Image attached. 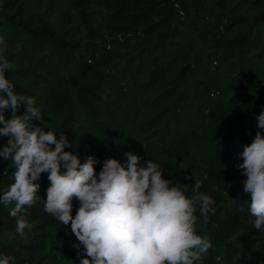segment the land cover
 I'll return each instance as SVG.
<instances>
[{"label":"trees","instance_id":"trees-1","mask_svg":"<svg viewBox=\"0 0 264 264\" xmlns=\"http://www.w3.org/2000/svg\"><path fill=\"white\" fill-rule=\"evenodd\" d=\"M0 37V56L12 64L6 78L36 99L44 119L34 124L73 142L65 151L81 162L95 156L97 173L131 151L141 165L159 163L165 179L203 181L215 211L207 223L197 211L196 232L212 247L196 264H264V232L252 226L236 167L237 154L264 133L256 119L264 110V0H0ZM6 142L0 136V148ZM13 171L0 157V196ZM47 175L37 181L42 199L23 214V236L9 214L14 204H0V255L80 264L70 224L44 211ZM236 232L244 235L232 242Z\"/></svg>","mask_w":264,"mask_h":264},{"label":"clouds","instance_id":"clouds-1","mask_svg":"<svg viewBox=\"0 0 264 264\" xmlns=\"http://www.w3.org/2000/svg\"><path fill=\"white\" fill-rule=\"evenodd\" d=\"M0 46H6L0 37ZM12 64L0 56V136L7 142L0 157L11 162L14 182L0 196V204H14L10 216L16 219V231L23 236L29 223L27 209L40 198L37 193L41 175L47 173L44 211L61 225L71 226L79 244L73 245L83 255L80 264H196L212 247L209 239L197 235V211L204 223L214 213L215 200L201 192L203 181L190 186L165 179L161 165L126 152V162L115 158L103 162L99 173L98 159L89 155L84 162L65 133L57 136L34 124L43 120L36 99L15 90L6 78ZM23 114H17L21 106ZM11 109L12 118L5 112ZM257 128L264 130V110ZM54 146V148L52 147ZM236 167L246 176L245 194L250 195L248 213L254 217V229L264 232V133L257 131L251 144L244 146ZM225 167V165H224ZM63 169V171H62ZM191 180V177H186ZM206 179V177H205ZM191 190V195L187 193ZM79 201L72 215L73 199ZM235 203L236 200H233ZM243 211V204L239 206ZM236 232L231 241H239ZM78 255L81 253L78 251ZM12 255H0V264H15Z\"/></svg>","mask_w":264,"mask_h":264}]
</instances>
